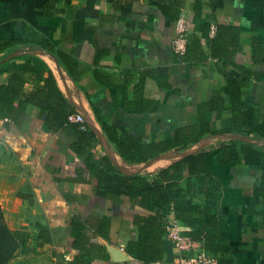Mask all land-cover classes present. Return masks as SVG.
I'll return each instance as SVG.
<instances>
[{
	"label": "crops",
	"instance_id": "obj_1",
	"mask_svg": "<svg viewBox=\"0 0 264 264\" xmlns=\"http://www.w3.org/2000/svg\"><path fill=\"white\" fill-rule=\"evenodd\" d=\"M180 13L187 16L189 30L186 53L178 62L171 43ZM218 27L233 31L220 36L233 65L212 56ZM0 42L14 48L0 52V87L18 75L23 97L36 92L52 105L57 89L95 134L86 153L93 160L107 156L122 174L150 176L228 142L264 149V139L233 133L235 104L224 94L226 74L234 78L240 68L251 71L241 102L254 109V125L264 127V0H0ZM57 55L71 61L75 79L59 65ZM18 102L0 96V206L8 228L22 232L21 246L27 249L10 263L68 264L79 254L72 247L78 236L73 217H99L106 204L95 195L96 177L70 150L74 136L51 131L45 123L48 111L40 105L27 107L15 125L10 120L15 111L9 108ZM91 104L115 133L146 145L204 136L147 162L125 163L107 141ZM209 171L212 187L219 182L214 207L230 264H264L262 201L256 194L260 171L217 162ZM185 178L181 173L178 182ZM206 184L201 192L193 189V204L209 202ZM137 215L149 212L127 196L111 204V242L93 237L85 246L92 264H115L107 246L126 253L129 241L137 239ZM38 225L47 229L50 244L40 246ZM167 245L162 259L177 253ZM125 264L140 263L129 257Z\"/></svg>",
	"mask_w": 264,
	"mask_h": 264
},
{
	"label": "trees",
	"instance_id": "obj_2",
	"mask_svg": "<svg viewBox=\"0 0 264 264\" xmlns=\"http://www.w3.org/2000/svg\"><path fill=\"white\" fill-rule=\"evenodd\" d=\"M218 34L211 40L212 56L233 65L226 51V45L220 44L221 34L233 32L229 28L217 29ZM14 48L12 44L0 42V52L8 53ZM50 51V50H47ZM57 62L69 75L75 79L71 61L62 55L56 56ZM254 75L251 71L240 68V73L234 78L227 74V87L224 94L231 99L234 113L233 133L246 137L264 139V127L254 125L255 111L246 107L241 102V93L249 82V77ZM48 83L53 84V79L49 78ZM22 80L20 76H11L7 86L0 87V96L4 95L11 99H17L18 106L13 109L15 113L10 119L12 123L18 125L22 120L27 107L40 105L48 111L45 123L51 131H64L68 135L74 136V141L70 145L71 152L81 159L88 170L97 179L95 195L105 201V209L101 216L82 218L74 216L71 225L78 231L77 238L73 241L72 247L79 251L68 264H92L90 253H85V246L89 244L90 238H100L105 243H110L111 238V204L118 203L121 196L129 197L132 203H138L143 209L149 212L148 216H134L133 224L137 227V239L129 241L125 248L126 254L140 264H152L157 260H162L163 251L169 243L166 241V225L169 219L173 218L185 227L190 229L184 233L193 240L200 241L206 251L217 256L222 264H230L227 255L229 248L224 244L218 235V219L214 207L213 192L216 187L209 167L211 163L228 164L235 166L239 164L256 167L261 173V184L256 190V194L262 201V214L264 223V149L257 145H252L244 141L223 143L219 148L210 151L191 154L178 163L162 169L159 172L148 174H122L111 163L107 156L98 160H93L86 150L92 148L95 134L86 124L67 122L68 115L72 113L67 101L62 97L57 89L53 88V98L56 102L52 105L49 99L42 100L38 93H31L22 96ZM237 106L246 107L245 111H240ZM93 112L102 126L103 133L107 141L114 147L117 154L125 163L147 162L156 158L160 154L177 147H186L196 143L201 136H192L191 139L176 137L172 140L156 144H144L140 140H134L123 134H117L113 129L107 127L100 119L99 111L91 104ZM249 129V132L242 129ZM185 173L186 178L183 183L178 182L180 174ZM194 178V179H193ZM207 183V197L209 202L204 207L192 203V191L201 192V187ZM195 186L198 188L195 189ZM39 230L38 239L40 246L50 244L51 239L47 229L37 226ZM20 232L12 231L8 228L0 206V264H7L14 251L22 244ZM99 252L105 250L104 246H96ZM170 259V258H167ZM172 259V258H171ZM104 261L108 260L104 257Z\"/></svg>",
	"mask_w": 264,
	"mask_h": 264
},
{
	"label": "built area",
	"instance_id": "obj_3",
	"mask_svg": "<svg viewBox=\"0 0 264 264\" xmlns=\"http://www.w3.org/2000/svg\"><path fill=\"white\" fill-rule=\"evenodd\" d=\"M188 21L184 13H180L174 26V35L171 48L178 62L186 53L188 44ZM216 32L215 26H211L210 35ZM84 118L80 113L68 115L67 122L83 124ZM166 239L177 253L172 259H162L152 264H222L217 256L206 251L200 241L193 240L183 233L182 225L179 221L171 218L166 225Z\"/></svg>",
	"mask_w": 264,
	"mask_h": 264
},
{
	"label": "water",
	"instance_id": "obj_4",
	"mask_svg": "<svg viewBox=\"0 0 264 264\" xmlns=\"http://www.w3.org/2000/svg\"><path fill=\"white\" fill-rule=\"evenodd\" d=\"M106 248L109 254L110 261H112L113 263L125 264L128 261L129 256L118 248L111 246H107Z\"/></svg>",
	"mask_w": 264,
	"mask_h": 264
},
{
	"label": "rangeland",
	"instance_id": "obj_5",
	"mask_svg": "<svg viewBox=\"0 0 264 264\" xmlns=\"http://www.w3.org/2000/svg\"><path fill=\"white\" fill-rule=\"evenodd\" d=\"M22 233V232H20ZM28 234V233H26ZM34 252H32V254H35L36 255V252L35 250H33ZM27 253V249H24V247H22L21 245H19V247L14 251V253L12 254L10 260L7 262V264H16V263H10L11 260H13L15 257H18V256H21L23 254ZM46 253H49V251H47ZM60 261V260H59ZM60 262H64L63 260V257L61 258V261Z\"/></svg>",
	"mask_w": 264,
	"mask_h": 264
},
{
	"label": "bare ground",
	"instance_id": "obj_6",
	"mask_svg": "<svg viewBox=\"0 0 264 264\" xmlns=\"http://www.w3.org/2000/svg\"><path fill=\"white\" fill-rule=\"evenodd\" d=\"M61 73V72H60ZM110 152V151H109ZM160 160V159H159ZM124 169V168H123Z\"/></svg>",
	"mask_w": 264,
	"mask_h": 264
}]
</instances>
